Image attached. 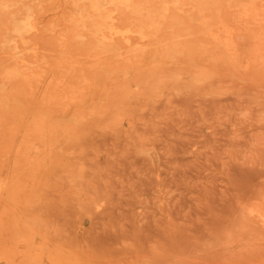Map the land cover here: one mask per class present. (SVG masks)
<instances>
[{
	"label": "rangeland",
	"instance_id": "obj_1",
	"mask_svg": "<svg viewBox=\"0 0 264 264\" xmlns=\"http://www.w3.org/2000/svg\"><path fill=\"white\" fill-rule=\"evenodd\" d=\"M100 2L0 0V264H264V0Z\"/></svg>",
	"mask_w": 264,
	"mask_h": 264
},
{
	"label": "bare ground",
	"instance_id": "obj_2",
	"mask_svg": "<svg viewBox=\"0 0 264 264\" xmlns=\"http://www.w3.org/2000/svg\"><path fill=\"white\" fill-rule=\"evenodd\" d=\"M110 1H112V0H110ZM91 2L93 3V5H95L96 7L97 6H99L100 4H101V2H100V0H91ZM110 7V6H109ZM103 27H101V28H98L96 31H95V33H96V35L97 36H101V35H104L105 34V30H103L102 29ZM114 32H117V31H114ZM128 36V35H127ZM132 36V35H131ZM142 36V35H141ZM140 36V37H141ZM115 37V36H114ZM129 38H130V36H129Z\"/></svg>",
	"mask_w": 264,
	"mask_h": 264
}]
</instances>
